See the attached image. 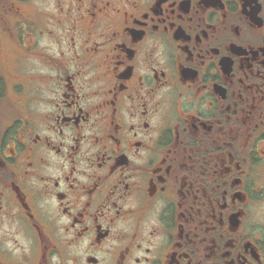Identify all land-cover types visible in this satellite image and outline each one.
I'll return each instance as SVG.
<instances>
[{
	"label": "flooded vegetation",
	"instance_id": "1",
	"mask_svg": "<svg viewBox=\"0 0 264 264\" xmlns=\"http://www.w3.org/2000/svg\"><path fill=\"white\" fill-rule=\"evenodd\" d=\"M2 1L0 264H264V0Z\"/></svg>",
	"mask_w": 264,
	"mask_h": 264
},
{
	"label": "rangeland",
	"instance_id": "2",
	"mask_svg": "<svg viewBox=\"0 0 264 264\" xmlns=\"http://www.w3.org/2000/svg\"><path fill=\"white\" fill-rule=\"evenodd\" d=\"M2 3H3V1L0 0V4H2ZM6 6L7 5L4 2V4L0 8V37L7 44V42L9 43V41L7 39V37H8L7 31H8L9 23L12 20V18L10 17V14H9V12L6 9ZM25 40L26 39L23 36L22 32L19 31L17 44L22 46L24 44Z\"/></svg>",
	"mask_w": 264,
	"mask_h": 264
}]
</instances>
